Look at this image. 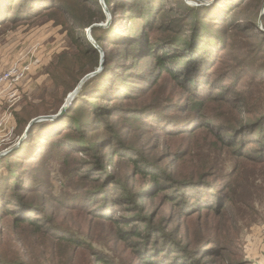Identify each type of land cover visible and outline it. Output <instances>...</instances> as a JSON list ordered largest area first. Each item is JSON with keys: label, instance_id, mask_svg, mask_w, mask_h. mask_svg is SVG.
Masks as SVG:
<instances>
[{"label": "rangeland", "instance_id": "rangeland-1", "mask_svg": "<svg viewBox=\"0 0 264 264\" xmlns=\"http://www.w3.org/2000/svg\"><path fill=\"white\" fill-rule=\"evenodd\" d=\"M12 1L14 9L9 10V15L14 18L0 27V72L16 61H31L33 68L17 86V100L0 103V154H8L12 150L10 146L13 142L11 144L10 140L15 130L9 124L11 115L16 118V112L22 109V117L35 116L33 119L37 121L30 136L27 137L28 133L25 136L28 143L17 153L20 159L16 164L23 168L20 172L26 177V183L34 181V200L46 210V215L37 216L46 219L42 224H47L50 230L46 228L37 233L34 227L26 225L20 235V231L6 233L8 227L4 230L0 226V256H9L10 260L23 259L31 264H41L40 260L44 264H143L146 256L140 257L118 235L121 226L116 221L128 218L125 213L129 211L118 209L122 205L115 203L117 199L114 196L108 208H100L103 205L99 204L103 191L111 189L106 187L114 186V181L111 182L114 177L134 190L141 188L147 191L149 183L137 175L133 161L136 153L142 152L155 157L159 166L173 175L174 180L179 176H191L192 170L200 171L202 174L198 176L204 177L197 178L194 185L182 186L188 195L177 201L174 197L161 194L145 199L152 226L156 230H164L166 234V241L157 245L174 251L171 261L183 258L184 249L188 254H199L203 248L215 246V240L220 239L219 244L228 245L227 241L231 238L247 261L264 263V163L239 160L246 165L249 174L256 172L254 179L247 182L251 189H240L239 184L245 180L231 176L227 170L235 159L228 158L226 148L217 137V134H224L220 128H206L209 121L204 117L202 125L196 129L191 124L186 129L175 126L177 119L173 116L176 111L172 110L177 104L183 105L190 94L167 76L147 83L145 78L129 77L125 83L132 84L131 89H120L123 95H130H122V98L119 94L118 100H115L114 96L122 85H116V80L123 72L117 67L122 64L129 66L128 54L136 45L123 50V45H113V39H109L102 48L88 33L90 27H79V23L100 16L99 7L93 1L49 0V9L27 18L26 13L35 10L36 5H27L21 0ZM5 2L0 0V6H4ZM166 2L171 3V0ZM98 3L106 20L93 26L104 28L110 36H117L127 28L135 18V12H138L132 0H126V8L116 11L117 14L112 17L102 1L98 0ZM185 3L206 8L203 16L208 12L211 17L223 19L210 25L225 42L219 44L221 39L217 42L215 38L213 51L206 57L208 63L199 71L202 74L200 84L208 82L209 85H205L209 91L219 97L208 99L211 108L208 114L224 113L226 108L236 112L240 104L258 112L260 104L264 103V38H261L264 37V0H185ZM226 3L228 9L223 6ZM230 20L232 24L229 25ZM167 23L170 24L169 29L159 26L148 30L147 34L155 41L173 42L180 35L181 28L185 27L179 23L174 27L170 21ZM204 40L205 44H212L211 39ZM96 58L97 66L92 71L88 70ZM151 62L152 59L138 63V70L151 68ZM77 85L78 92L70 97ZM141 86L144 88L140 93L134 92ZM83 87L85 95L81 92ZM183 94L186 96L183 97ZM220 97L226 101L220 100ZM90 99L95 101H88ZM34 108L36 110L31 112ZM96 109L100 114H110L102 125L95 124L99 113L96 116L92 111ZM73 110L86 120L84 138L100 141L98 147L102 151H97L95 157L84 154L78 145L63 136L69 127L66 121ZM186 116L179 119L183 120ZM73 133L78 138L81 131ZM103 134L105 137L101 139ZM245 144H248L246 150L249 151L256 146L255 143ZM223 162L224 167H217ZM1 167L8 165L3 162ZM1 172L8 174L9 171ZM70 184L73 188L67 191ZM215 191L222 198L217 199L218 202L224 206H229L225 202L226 196L234 197L235 201L245 197L252 206L249 216L237 221L230 219L229 212H215L211 208L197 210L204 205L199 194L207 192V196ZM146 194L141 192L139 196ZM64 196H68V207L61 205ZM49 197L54 201H48ZM92 198L93 201L90 200ZM46 200L47 205L42 207ZM122 204L129 206L128 203ZM227 209L231 212L230 206ZM61 226L66 230L60 229ZM67 230L70 235L84 236L91 246L72 250L73 246L59 244L49 234H63ZM153 237L160 238L156 231ZM149 248L153 252L154 246ZM162 256L157 260H161ZM103 259L107 263L101 261Z\"/></svg>", "mask_w": 264, "mask_h": 264}, {"label": "trees", "instance_id": "trees-1", "mask_svg": "<svg viewBox=\"0 0 264 264\" xmlns=\"http://www.w3.org/2000/svg\"><path fill=\"white\" fill-rule=\"evenodd\" d=\"M87 1L88 0H83L82 2L86 3ZM90 1L96 3L97 7H99L98 9L100 16L95 19L90 18L87 22L79 23V27L81 29L85 27H92L94 23L106 20L105 13L102 12V8L100 7L98 0H89V3ZM166 1L167 0H132V2L138 8V12H135V18H133L132 22L127 25V28L123 29V31H126L123 32L121 30L122 32L120 31L117 33V36L108 35L109 31L101 27L93 26L91 28L90 34L99 47L103 48V43L109 41V39H113V45H123V50H127V48H129L132 44L136 45V47L131 50L130 54H128L130 61L129 66L122 64L117 67L123 70V72L118 75L116 80V85L119 83L122 85L118 88V93L114 96L116 98L115 100H118L119 94H121V96L124 94L121 92L120 88H128V90L131 89L132 84L125 83L126 79L129 77L134 78L138 76L137 79L145 78L144 80L146 83L151 82L154 79H161L166 76L174 79L178 85L184 87L186 93L190 94L191 97H189V99H187L185 102L183 101V105L178 106L177 104L175 109L172 110L173 112L176 111V114L173 116L174 119H177V122L175 121V126L179 125V127H184V129H186L191 124L195 125L196 129L202 125L201 119L204 117L209 121L206 122V128H215L214 130L220 128V131H222L224 134H217V137L220 139L223 147L226 148V153L229 154L228 158L231 156L236 161H234L232 167H228L227 170L229 173H231V176H236V178L246 181H244L245 184H239L240 189L250 190L251 186L247 182L254 179L256 172L249 174L246 165L243 163L241 164L240 161L242 160L255 164L264 163V103L260 104L258 112L256 113L252 111V109L248 110V106L240 104L237 106L238 109L236 112H234L231 108H226L224 113L208 114L209 110L211 109L210 106H208V99H216L219 97L213 96V93L209 91V87L206 86L209 85L208 82L200 84L202 74H199V71L202 67H206L208 63L206 57L211 51H213L212 47L215 38H217V42L218 39H221V41L218 42L219 44L225 42L222 37L212 30L210 25L212 22H222L223 19L219 20L218 18L211 17L208 15V12H206V16H203V10L206 8L188 6L185 3V0H171V3ZM21 2H26L27 5H36L34 7L35 10H30L26 13V18L40 15L41 11L51 7L49 0H21ZM104 2L108 11L112 14V17L117 14L116 11L126 8V0H104ZM13 6L14 4L12 0H6L4 6H0V27L4 26L14 18V16L10 17L9 15V10L14 9ZM223 6L226 9L229 7L227 3ZM235 7H238V5ZM65 11L67 12L66 9ZM168 21L171 22L173 27L178 23L181 25V27H185L183 29L181 28V33L178 35L177 39H174L173 42H166L159 40L155 41L149 37L147 32L150 29H156L159 26H161L162 29H169L170 24L168 25ZM205 22H207V24H205ZM228 24H232L231 20ZM221 30H223V28H221ZM221 30L219 29L220 32H222ZM183 31L184 33L182 35ZM204 39H206V41L211 39L212 44H205ZM150 59H152L151 68H141L138 70V63H144L145 61L149 62ZM95 66H97V58L94 59V64L91 65L88 70H94ZM145 71L147 73H145ZM78 86L79 85L76 87ZM143 88L144 87L141 86L138 91L134 92H137L138 94ZM84 91L85 89L83 87L81 92ZM85 94L86 93L84 92V95ZM81 95H83V93ZM129 95L130 94L123 96L125 97ZM185 96L186 94H183V97ZM220 100L226 101L221 97ZM88 101L93 102L95 100L90 99ZM35 110L36 109L34 108L31 110V112H34ZM111 110L113 109H109V111ZM22 111L23 110L21 109L20 111L16 112L17 127L14 132V137L10 140L11 144L13 142V145L10 146L12 150L5 156L0 157V163L6 162L8 165L6 168H0L2 171L1 173H6V171H9L8 174H0V226L3 227V229L8 227L7 230L4 229L6 233L11 230L18 233L20 231V235L22 234V229L26 225L34 227L37 233H42V230H46L47 228V224H45V226L42 224L43 220L46 221V219H40L37 216L46 215V210L44 208H40L34 200L36 199L33 197L35 194L34 181L26 183V177L20 172L23 168H19V166L16 164V161L20 159V156H17V153L27 145L28 141L26 139L30 136L32 133L31 130L35 126V124H33L30 127L28 136L18 144L19 139L23 135L22 133L25 132L27 126L33 117H35L32 114L28 115L27 118L22 117ZM72 113L73 114L69 116V119L66 121L69 127L67 128V132L63 133V136H67L69 141L78 145L77 147H80V151L84 152V154L95 157L97 151L99 153L102 151V148L98 147L100 146L98 145L100 144V141H94V138H84L83 131L87 128L86 120H83L81 119L82 117L80 118L77 116L75 110H73ZM92 113H99L98 118L95 120V124L97 125H102L105 119L110 116V114L105 115L104 112L100 114L98 109H96V111L93 110ZM245 115L247 116L245 117ZM182 116L186 117L183 120H180L179 118ZM196 116H198L196 118L197 120L195 119ZM182 122H185L184 125L180 124ZM75 130H78L79 132L81 131L80 136H77L78 138H76L73 133ZM91 136L92 134L90 137ZM112 136L115 139V135ZM118 136L116 135V137ZM102 137H105V135H101V139ZM246 142L249 144H256V146L251 148L252 151L246 150V145H248L245 144ZM64 143L69 142L65 141ZM68 145L69 147H73V145L70 143ZM111 149L112 147L110 150ZM136 155V158L133 160L134 168L137 171V175H141L149 183V188H147V191H143L141 188L134 190L133 187L114 177L111 178V182L114 181V186H105L106 188L111 189H105L103 191L99 198L101 200L99 204L103 205L100 208H108L110 199L114 196V198L117 199V201L114 199L115 203L122 205L118 209H125L129 211L128 213H125L128 218L116 221L121 226L118 235L121 241L129 243L128 245L132 247L133 251H137L140 257L146 256L144 258L145 260L142 261L143 264L253 263H250V261H247L241 256V251L239 252L238 246L231 238L227 241L228 245L223 243L219 244L221 241L220 239H217L215 240L217 243L215 246L211 248H203L198 252L199 254H188V251L184 249L183 258H179V260L176 261H171L170 256L174 253V251H167L158 246V243L166 241V234L164 230L158 228L156 230V228L152 226V222L150 220L151 214L146 212L145 199L149 197H156L161 194L169 198L174 197V200L177 201L178 199H182L188 195V191H185L182 186L194 185L197 183V178L204 177H199L202 174L200 171L196 172L195 170H192L191 176H179L177 180H174V176L167 174L166 171L159 166L158 160L152 155H145L142 152H138ZM23 165H25V163H23ZM223 165L224 162L219 164L217 167H221ZM177 185H181V187H178ZM72 188L73 184H70L67 191H70ZM141 192H143V194H146L147 192V194L145 196H139V193ZM205 193L207 192H202L199 194L201 195L199 199H201L200 201H204L202 202L204 205L197 208V210L211 208L215 212H229L228 215L231 214L230 219L237 221H243L247 216H249V211H251L252 206L245 197L241 200L235 201L234 197L226 196L225 202L231 207L230 212L227 209L229 206H224L218 202L217 199L221 200L222 198L218 196L217 191L213 193L209 192L210 195L207 196ZM194 197L197 198L196 195H194ZM206 198L209 199L208 202H205L207 201ZM52 199L53 198L49 197L48 201H52ZM90 200L93 201V198ZM138 200H141V202H138ZM48 201L46 200L42 207L46 206ZM58 203L60 202L58 201ZM122 203H128L129 206H123ZM61 205L68 207V196L63 197ZM107 214L108 213L104 215ZM60 229L66 230L63 227ZM47 230L50 229L47 228ZM155 231L160 238L153 237ZM49 234L57 243H64L69 247L73 246L74 248L72 250H77L79 248L86 249L91 246L88 244L89 242L84 238V236L76 234L70 235L69 230L66 232L64 231L63 234H59V232ZM150 246L158 248H153V252H151L149 248ZM167 248L168 246H166V249ZM161 255H163L161 260H157V257H160ZM10 259L11 258H9V256H0V264H31L23 259ZM40 261L41 264H44L43 260ZM101 261L106 262L104 259ZM107 264H111V262ZM257 264L264 263L257 262Z\"/></svg>", "mask_w": 264, "mask_h": 264}, {"label": "built area", "instance_id": "built-area-1", "mask_svg": "<svg viewBox=\"0 0 264 264\" xmlns=\"http://www.w3.org/2000/svg\"><path fill=\"white\" fill-rule=\"evenodd\" d=\"M31 61H16L8 69L0 72V103L17 100V86L30 74Z\"/></svg>", "mask_w": 264, "mask_h": 264}, {"label": "water", "instance_id": "water-1", "mask_svg": "<svg viewBox=\"0 0 264 264\" xmlns=\"http://www.w3.org/2000/svg\"><path fill=\"white\" fill-rule=\"evenodd\" d=\"M102 1V4L104 5V7L106 8V5H105V2H104V0H101ZM93 27V26H92ZM92 27H90L89 29H87V31H88V33L90 32V30H91V28ZM89 76H87V78H88ZM78 90H79V87L70 95V97H72V96H74L77 92H78ZM48 118H51V117H48ZM37 120L36 119H33V120H31V122L29 123V125L27 126V128H26V130H25V132H24V134L21 136V138L19 139V142H18V144L20 143V141H22L24 138H25V136H26V134L28 133V131H29V128L36 122ZM17 144V145H18ZM6 153H3V154H0V157L2 156V155H5Z\"/></svg>", "mask_w": 264, "mask_h": 264}, {"label": "crops", "instance_id": "crops-1", "mask_svg": "<svg viewBox=\"0 0 264 264\" xmlns=\"http://www.w3.org/2000/svg\"><path fill=\"white\" fill-rule=\"evenodd\" d=\"M9 124L11 125L12 124V130L14 131L17 127V122H16V118L15 116L12 114L11 117H10V120H9Z\"/></svg>", "mask_w": 264, "mask_h": 264}]
</instances>
